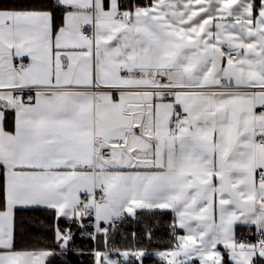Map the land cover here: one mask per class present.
<instances>
[{"label": "snow or ice", "instance_id": "1", "mask_svg": "<svg viewBox=\"0 0 264 264\" xmlns=\"http://www.w3.org/2000/svg\"><path fill=\"white\" fill-rule=\"evenodd\" d=\"M69 257L264 264V0H0V264Z\"/></svg>", "mask_w": 264, "mask_h": 264}, {"label": "trees", "instance_id": "2", "mask_svg": "<svg viewBox=\"0 0 264 264\" xmlns=\"http://www.w3.org/2000/svg\"><path fill=\"white\" fill-rule=\"evenodd\" d=\"M48 213L43 210L30 211L24 214L22 217L23 227L21 228V239L20 246L30 247L37 244L38 233L44 231L43 229L37 228V222L39 220H47ZM155 220L159 221V226L154 229V236L151 244L144 238V230L142 224H136L134 222L125 223L121 226L120 231L128 235V241L118 238L117 243L121 246L131 241V232L135 231L140 237V244L150 249L164 250L170 246L171 236L168 225L172 222L171 213L157 216ZM78 243L86 244L87 241H79ZM72 264H80L81 259L84 264H88V258H76L69 257ZM145 264H159L158 260L154 257H150L145 260Z\"/></svg>", "mask_w": 264, "mask_h": 264}, {"label": "crops", "instance_id": "3", "mask_svg": "<svg viewBox=\"0 0 264 264\" xmlns=\"http://www.w3.org/2000/svg\"><path fill=\"white\" fill-rule=\"evenodd\" d=\"M239 231L242 233V234H246V229L245 228H243V227H241L240 229H239ZM181 234H183V232H182V230H181Z\"/></svg>", "mask_w": 264, "mask_h": 264}]
</instances>
